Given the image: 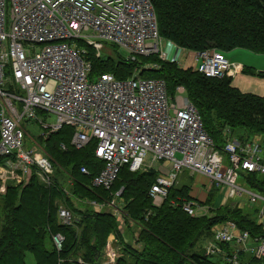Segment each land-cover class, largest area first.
<instances>
[{"label": "built area", "instance_id": "2783aa9c", "mask_svg": "<svg viewBox=\"0 0 264 264\" xmlns=\"http://www.w3.org/2000/svg\"><path fill=\"white\" fill-rule=\"evenodd\" d=\"M107 42L125 49L130 61L151 54L168 61L151 0H0V192L8 183L28 182L34 167L43 184L51 183L50 158L24 148L20 125L23 119L37 118L40 109L57 117L52 126L40 120L51 129L47 133L69 126L73 147L94 143V155L103 166L92 177L93 186L110 189L124 166L132 172L153 169L157 174L148 196L159 206L187 169L226 187L229 195L245 193L250 203L262 200L237 182L241 171L264 173L260 145L229 139L222 150L217 148L200 113L182 95V86L171 97L165 80L142 77L141 69L123 79L112 72L90 78L88 48L100 56ZM145 68L158 66L148 63ZM194 69L221 77L232 76L242 66L230 64L217 48H207L197 52ZM81 172L90 175L83 166ZM121 191L109 202L118 217L124 216L118 206ZM182 208L190 215L208 209L194 200L184 201ZM58 216L62 223H71V212L63 204ZM211 231L205 255L232 264H251L243 262L240 253L264 258V234L251 237L232 221L218 223ZM53 240L60 249L64 237L57 233ZM112 244L107 240L97 264L115 263L120 254Z\"/></svg>", "mask_w": 264, "mask_h": 264}, {"label": "trees", "instance_id": "16d2710c", "mask_svg": "<svg viewBox=\"0 0 264 264\" xmlns=\"http://www.w3.org/2000/svg\"><path fill=\"white\" fill-rule=\"evenodd\" d=\"M151 2L160 37L180 48L196 52L207 48L222 52L245 48L264 54V0ZM90 49L87 56L91 64L90 77L112 72L123 79L139 65H157L158 68H142L140 75L165 80L171 97L176 94V88L182 86L220 150L228 140L224 129L229 130L231 139L243 142L254 135L264 136V96L242 92L232 85L231 75L209 77L194 68H182L177 62L162 60L155 54L141 55L136 61H130L118 56H95V51ZM242 72L264 77V71L254 68L243 67ZM72 132V128L64 126L41 137L44 152L52 158L54 167L49 185L39 180L34 167L28 182L8 183L5 192L0 193V264H29L28 255L33 257L32 264H97L109 235L116 233L120 237L119 221L109 210V202L121 188L122 220L139 225L136 239L139 246L125 244L124 254L119 255L114 264H232L204 253L203 241L211 237L214 225L232 221L238 228L247 230L251 237L264 234L257 223V207L241 209L229 203L215 207V185L204 201H198L208 208L206 213L195 215L182 208L184 201L192 200L189 183H175L168 189L164 201L159 206L153 205L148 196L157 174L153 169L132 172L124 166L110 189L93 186L92 177L103 163L94 155L93 142L79 149L73 147L70 144ZM61 144L65 148H61ZM82 166L90 175L81 172ZM66 178L72 180V185L66 189L68 194L61 183ZM239 179L246 188L264 196V173L241 171ZM60 203L71 212L70 224L62 223L58 216ZM57 233L64 237L60 249L53 240ZM240 256L248 255L240 253ZM248 261L264 264V258L248 257Z\"/></svg>", "mask_w": 264, "mask_h": 264}, {"label": "crops", "instance_id": "0c3cea01", "mask_svg": "<svg viewBox=\"0 0 264 264\" xmlns=\"http://www.w3.org/2000/svg\"><path fill=\"white\" fill-rule=\"evenodd\" d=\"M163 41H165V44L163 45L164 49L168 53V56H169L168 58H170V60L168 59V61L177 62L178 65L182 68H188V67L193 68V67H195V65L197 63V52L196 51L180 48V47L176 46L175 44H173L172 42L164 40V39H163ZM95 56H97L96 53H95ZM263 71L264 70L258 71V72H263ZM232 85L239 88L242 92H250V93L260 95V96H264V77H259L256 75L253 76L250 74L243 73L242 71H236V72H233V74H232ZM8 89L11 90L12 92L16 93V89L14 87L8 86ZM44 112L45 111L40 110V109L37 110L36 117H37V114L40 113L45 118L47 115H45ZM40 120H42V119H40ZM40 120H39V122H40ZM42 122H44V121L42 120ZM52 132H55V131H50L46 135H49ZM224 134H228V137L230 138L231 134L229 133V130L224 129ZM41 137H44V136H41ZM232 139H236V138L233 137ZM248 140H250V141L254 140V142H256L260 145L261 151L259 154L264 159V136L254 135V136L250 137ZM40 152L45 154L43 147H42V151H40ZM50 160H51V158H50ZM3 162L4 161L2 160L0 162V164ZM52 165H53V163H52ZM53 170H54V167H53ZM197 176H199V177H197V180H199L200 183L197 181L196 183H194V185L191 184V191L197 190L198 187H200L199 186V184H200L201 185V187H200L201 192H203L205 194V196L207 197L211 187L213 185H216V184L212 183L208 179V177L205 175L203 176L201 174H198ZM68 179H70V178H68ZM66 181H67V178H66ZM176 183H177V181H176ZM177 185H179V184L177 183ZM216 186H218V185H216ZM218 187H220V186H218ZM221 188L225 189V187H221ZM218 191H222V190H220V188H217V193H216V197H215L214 204H213L215 207H218V206L223 205V204H227L229 202V200L235 199L232 197L227 198L224 192H222L221 196H217ZM191 199L197 203H198V201H203V200H200V199L198 200L195 198H191ZM235 201H239V200H235ZM231 205H235V204H233V202H232ZM237 206H238V208H241V209L242 208H249L250 209V208H252V206L257 207V209H258L257 223L260 224L262 226V228L264 229V201H261L258 203L257 202L256 203H250V204H246V203L244 204L243 201H239ZM204 207H206V206H204ZM111 211L113 212V210H111ZM115 216L117 217V219L119 221L118 229H119L120 237H118V235L116 233H111L108 237V240H110V241L113 240L112 246L114 245L115 248L118 249L120 256H122V254H124L122 252V249H123L125 244H127V245L132 244V245L139 246L136 239L138 238V234L140 232V227H139V225L135 226V222H133V221L126 222V221L122 220V218L118 217V215H115ZM112 235H114L116 237L117 241L115 240V238H113ZM207 241H208V239L203 241V246H205L207 244ZM121 244L123 246H121Z\"/></svg>", "mask_w": 264, "mask_h": 264}, {"label": "rangeland", "instance_id": "374dc122", "mask_svg": "<svg viewBox=\"0 0 264 264\" xmlns=\"http://www.w3.org/2000/svg\"><path fill=\"white\" fill-rule=\"evenodd\" d=\"M73 42H76V40L74 39ZM164 44H165V41H163V45ZM85 46H87V45H85ZM88 49L91 50L90 48H88ZM223 53H224L225 57L227 58V60L230 62V64H238V65L245 67V68L246 67L254 68L256 71L264 70V54H256V53H254L248 49H245V48H235L233 50L223 52ZM100 54L106 58L107 57L115 58L117 56L122 57V58H127L129 56L128 52L125 49H123L122 47L115 45L111 42H107L104 45V48L100 51ZM168 59L170 60V58H168ZM144 67H145V65H143V66L139 65L135 69H142ZM182 95L186 96V93L184 92ZM44 114L47 115L45 118L43 117L42 114L38 113L37 118L32 119V120H28V121L23 119L20 122V125L24 130L23 144H24V148L26 150L34 149V151H36V152L42 151L43 142H41V136L43 134L47 133L50 129V128H46L44 125L52 126L56 123L57 117L55 114H53L51 112H44ZM40 119H42L44 121L43 122L44 125H42V123L39 122ZM223 134H224V132H223ZM224 136L227 137L226 134H224ZM177 156H179V154H177ZM198 174H200V173H196V172L189 171L187 169H183L177 177V183L179 185H181L183 183H190V184L194 185V183H196L197 181L200 183V181L197 180V177H199V176H197ZM201 175H203V174H201ZM237 182L245 190L253 192V191L249 190L248 188H246L245 185L242 182H240V179H238ZM61 183H62V186L64 187V192H66L68 194V190H66V189H68L67 188L68 186L72 185V180L67 178V181L65 179L64 181H61ZM199 186L201 187L200 184H199ZM200 187H198L197 190H192V191L190 190L189 194H190L191 198H195L198 200L200 199V200L204 201L206 199V196L203 192H201ZM216 187L220 188V190H222V191H218L217 196H221L222 192H224L227 198H231V197L235 198L234 200H229L228 203L231 204L233 202V204H235L237 206L239 201H243L244 204L245 203L250 204L247 194L244 193L241 195H236L237 194L236 193L234 195H229L226 187H225V189L221 188V186L220 187L216 186ZM253 193H256V192H253ZM260 196H262V195H260ZM262 197H263V199L259 200L258 202L264 201V196H262ZM235 200H239V201H235ZM89 201L90 200H88V202ZM118 206L122 207V200H120V203L118 202ZM105 207H108V206H105ZM107 209H109V208H107ZM122 209H124V208L122 207ZM246 209H249V208H246ZM109 210H112V209L110 208ZM135 226H137V224H135ZM248 257H250V256H246V257L241 256V260L243 262H246V261H248ZM216 258L217 257H213V259H216ZM26 261L29 264H32L33 263V257L31 255H28Z\"/></svg>", "mask_w": 264, "mask_h": 264}]
</instances>
